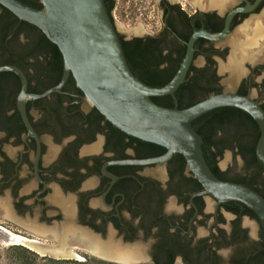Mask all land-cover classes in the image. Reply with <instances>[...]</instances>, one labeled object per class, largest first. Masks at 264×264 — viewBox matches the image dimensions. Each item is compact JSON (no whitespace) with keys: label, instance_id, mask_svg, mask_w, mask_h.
<instances>
[{"label":"flooded vegetation","instance_id":"obj_1","mask_svg":"<svg viewBox=\"0 0 264 264\" xmlns=\"http://www.w3.org/2000/svg\"><path fill=\"white\" fill-rule=\"evenodd\" d=\"M112 1L110 16L115 22L116 0L107 4ZM254 2L157 0L160 27L155 32L127 36L119 31V37L123 41L158 38L169 58L161 67L173 62L179 67L193 32H220L230 11ZM44 36L39 28L17 20L0 49V56L13 58L7 64L25 74L29 94L45 91L53 80ZM30 46L37 56L29 53ZM236 50L242 54L238 65L232 53ZM188 73L196 86L207 91L203 99L229 91L249 95L264 110V0L250 11L235 13L223 40L196 39ZM19 90L17 74L0 72V195L10 196L14 213H37L40 222L64 221L103 238L113 231L128 243L140 242L147 260L139 264H264V232L256 215L240 201L218 203L197 194L203 187L178 153L162 165L112 163L157 157L166 149L109 122L86 100L72 76L61 92L25 103L40 144L35 169L37 141L28 134L17 110ZM240 110L242 121L249 114ZM211 118L201 116L193 126L203 128ZM221 133L218 129L214 134ZM241 133L259 136V128ZM216 160L225 172L224 180L230 181L231 168L222 170L219 157ZM258 169L260 177L252 187L264 194V168ZM240 173L248 175L244 168ZM3 204L11 213L6 198L0 200Z\"/></svg>","mask_w":264,"mask_h":264},{"label":"water","instance_id":"obj_2","mask_svg":"<svg viewBox=\"0 0 264 264\" xmlns=\"http://www.w3.org/2000/svg\"><path fill=\"white\" fill-rule=\"evenodd\" d=\"M259 2L260 0H255L251 7L230 11L220 32L211 33L205 29L193 32L186 42L185 54L173 77L162 87H152L142 82L130 69L119 31L104 0H41L42 9L24 5L18 0H0V5L10 11L18 22L24 21L39 28L56 45L63 59V71L58 83L35 94L27 92V79L20 68L11 64L0 65V72H14L20 79L16 107L28 134L37 141L35 169L40 144L29 122L25 103L28 99H40L61 92L69 76H72L86 100L109 122L128 135L166 149L165 153L157 157L118 160L112 163L162 165L175 153H179L194 178L203 187L197 194L208 195L218 203L230 200L242 202L256 215L264 232V197L244 184L219 179L206 162L202 136L193 126L195 119L217 108L231 106L246 111L259 128L254 152L264 165V110L258 102L249 95L229 91L210 95L182 109L177 106L164 107L151 99L166 95L175 98L176 90L186 81L196 39L223 40L230 31L232 16L237 12L250 11ZM103 173L106 174L104 169ZM10 218L19 224L22 221L16 213H11ZM22 222L21 227L31 236L45 240L41 242L46 245L47 251L42 256L57 260L71 259L55 253L57 250L54 249H65L73 245L110 263L139 264L147 260L142 243H128L113 231L103 238L88 228L64 221L40 222L35 216ZM106 245H110L112 252L101 251ZM119 251H125L127 255H119Z\"/></svg>","mask_w":264,"mask_h":264},{"label":"trees","instance_id":"obj_3","mask_svg":"<svg viewBox=\"0 0 264 264\" xmlns=\"http://www.w3.org/2000/svg\"><path fill=\"white\" fill-rule=\"evenodd\" d=\"M18 1L36 9L43 8L42 4L39 3V0ZM105 3L110 14L114 1L111 2L110 6L107 4V0H105ZM16 22L17 18L10 11L0 5V49L4 47L5 38ZM21 23L35 28V26L24 21H21ZM24 28L25 26L18 28L15 34ZM44 38L50 48L48 51L50 55L49 64L52 66L53 80L51 84H49V87H52L58 83L62 75L63 59L56 45L50 42L45 36ZM120 40L130 69L145 84L152 87H162L175 74L178 66L174 62L167 68L161 67L162 63L169 60V58L163 53V42L160 39L147 38L144 40L142 38H135L131 41H123L120 37ZM29 53L37 56L38 52L35 51L34 47L30 46ZM34 59L36 65L39 66V64H37V58ZM12 60L13 58L11 57L7 58L0 56V65L12 63ZM204 92L207 91L205 89L202 90L200 86H196L192 78L189 79V73H187L186 81L175 92V98L166 95L152 97L151 99L158 105L164 107L177 106V108L182 109L203 99L201 98V95ZM240 112L241 110L239 108L231 106L214 109L203 115V117L212 116V118L206 121L205 127L196 128V131L203 139L202 149L204 151L206 162L211 171L219 179L224 180L226 177L225 172L219 170L216 158L220 157L224 150L229 149L234 155H238L242 158L244 164L243 168L246 173H248V175L242 173L234 174L229 180L244 184L264 197V194L261 191L252 187L254 182L260 177L258 168H264V165L256 158L254 152L258 135H245L241 133V131L245 129L257 130V125L249 115H247L244 120L240 121L238 119V114ZM193 125H195V121L193 122ZM218 129L222 130V133L219 136L214 134ZM247 211L253 214L248 207ZM30 253L36 257L35 253ZM41 260L44 261L43 264H115L88 257L84 261H75L69 259L57 260L42 256Z\"/></svg>","mask_w":264,"mask_h":264},{"label":"rangeland","instance_id":"obj_4","mask_svg":"<svg viewBox=\"0 0 264 264\" xmlns=\"http://www.w3.org/2000/svg\"><path fill=\"white\" fill-rule=\"evenodd\" d=\"M179 1L186 3L190 0ZM116 6L115 23L117 29L118 31L125 33L127 36L130 34L139 36L144 33H152L160 27L157 0H116ZM238 38L242 42L245 41L241 40L240 36H238ZM232 53L234 58H236L238 65L242 60V54L238 53L237 50ZM229 56H231V54H229ZM218 165L222 170L231 168L232 174L242 172L244 167L242 158L238 155H234V153L229 149L223 151L222 155L219 157ZM3 198H6L11 213H14L13 202L10 196L7 193L5 195H0V200ZM16 214L22 221L37 216V213H22L21 215L19 213ZM22 221L19 224L10 217L5 216L4 213H0V264L44 263V261L41 260V254H37V252L29 249L28 247L12 241L9 235L10 233L45 242V240L31 236L28 231L23 229V227H21V223H23ZM251 230H253V228H251ZM46 243H51V241H46ZM74 251L80 256V259H82L71 258L69 260L84 261L87 257L97 259L83 248H75ZM30 252L35 253L36 257Z\"/></svg>","mask_w":264,"mask_h":264},{"label":"bare ground","instance_id":"obj_5","mask_svg":"<svg viewBox=\"0 0 264 264\" xmlns=\"http://www.w3.org/2000/svg\"><path fill=\"white\" fill-rule=\"evenodd\" d=\"M257 29H256V31H255V33H254V37L257 35ZM246 42H247V44H250L251 43V41H249V38L246 40ZM249 42V43H248ZM246 44V43H245ZM237 46V45H236ZM234 62V61H233ZM0 207H1V205H0ZM4 211H6V213H4V215L5 216H8V217H10L11 216V213H9V212H7V207H6V204H3L2 205V207H1ZM0 208V209H1ZM1 211V210H0ZM3 211V212H4ZM2 212V213H3ZM10 235V237H11V239H12V241L13 242H16V243H20V244H22V245H24V246H26V247H28L29 249H31V250H33V251H35V252H37V253H39V254H44L47 250H46V248H45V245H43V244H41L40 242H38L37 240H34V238H33V240H31V239H27L26 237H23V236H21V235H17V234H12V233H10L9 234ZM73 247V245H70L68 248H65V249H63L62 247H55V248H57V249H54V250H57L55 253H59V254H61V255H65V256H67V257H71V258H78V259H80V256L74 251V248H72ZM107 247H102V252H105V253H108V252H112V250L110 249V245H106ZM117 251V250H116ZM118 254L119 255H122V256H126L127 255V252H122V251H119L118 252ZM132 253H130V255H131ZM133 255H134V253H133ZM82 259V258H81ZM80 259V260H81Z\"/></svg>","mask_w":264,"mask_h":264}]
</instances>
